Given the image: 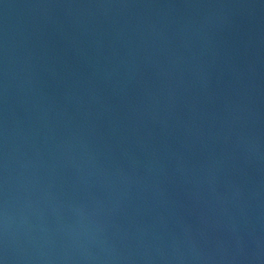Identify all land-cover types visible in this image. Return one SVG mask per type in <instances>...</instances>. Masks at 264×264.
Instances as JSON below:
<instances>
[{"label":"water","instance_id":"1","mask_svg":"<svg viewBox=\"0 0 264 264\" xmlns=\"http://www.w3.org/2000/svg\"><path fill=\"white\" fill-rule=\"evenodd\" d=\"M0 264H264V0H0Z\"/></svg>","mask_w":264,"mask_h":264}]
</instances>
